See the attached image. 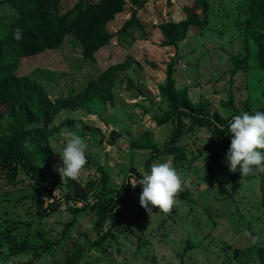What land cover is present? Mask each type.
Wrapping results in <instances>:
<instances>
[{"label":"rangeland","instance_id":"1","mask_svg":"<svg viewBox=\"0 0 264 264\" xmlns=\"http://www.w3.org/2000/svg\"><path fill=\"white\" fill-rule=\"evenodd\" d=\"M81 0H61L59 13L73 9ZM97 1V0H91ZM242 0H210L209 25L191 28L176 47H162L161 22L185 18L184 7L194 0L149 2L138 11L142 27L118 33L134 10L128 5L108 25L116 34L102 48L96 61L82 58V46L72 35L57 50H46L22 60L16 74L42 84L50 98L68 97L87 87L112 66L128 60V69L119 70L113 101H100L90 109H64L51 126V158L45 163L46 183L41 192L46 208L70 191L54 166L62 165L59 133L74 131L88 144L87 164L76 180L86 184L106 177L113 189L127 183L128 174L146 172L150 150L137 144L163 146L172 132V121L160 124L168 112L162 90L167 86L169 66L175 88L183 90L191 103H203L205 112L224 117L245 108L264 107V71L257 66L252 40L246 36V14ZM14 12L0 0V26L5 27ZM237 58L244 60L236 64ZM4 110V107H0ZM210 127H194L185 121L180 145L184 161L161 155L151 161L171 159L187 182L176 196L171 211L153 208L136 222L141 207L142 186L130 189L115 221L99 228L94 210L83 204L62 201L46 216L37 212L31 180L21 171L16 181L0 180V264H55L64 260L75 245H81L80 264H261L250 250L264 249V173L255 179H241L232 173ZM226 184H231L228 191ZM98 190V189H97ZM47 197L48 199H44ZM245 231L261 239L252 244ZM18 243L26 250L12 252Z\"/></svg>","mask_w":264,"mask_h":264},{"label":"trees","instance_id":"2","mask_svg":"<svg viewBox=\"0 0 264 264\" xmlns=\"http://www.w3.org/2000/svg\"><path fill=\"white\" fill-rule=\"evenodd\" d=\"M14 12L5 27L0 26V180L12 184L23 171L32 182L35 192L37 212L43 217L56 211L62 201L83 204L85 209L94 210L98 216L96 226L102 228L108 220L115 217L124 204L130 189L129 183L113 189L107 185L106 177L81 184L69 179L65 184L70 190L62 200H57L43 207L42 191L46 183L45 163L51 158V138L57 129L51 126L55 118L66 108L85 110L94 113L90 108L100 101H113V90L119 78V70L128 69V60L105 70L100 76L89 82L82 91L59 97L50 98L45 87L29 76L18 77L16 72L23 59L34 57L46 50H57L64 39L72 35L82 46V58L95 62L97 53L110 45L114 33L108 25L119 14L126 11L128 5L134 10L124 22L118 33H125L135 26L144 27L138 11L151 1L161 0H81L72 10L59 13L61 0H5ZM210 0H194V6L184 7L186 16L180 21H164L158 26L162 34V47H176L183 41L191 28L206 29L209 25L208 12ZM242 8L246 14V36L252 40L258 68L264 71V0H242ZM21 29L22 39L13 36L15 29ZM237 66L244 60L237 58ZM173 66H169L167 86L162 90L168 104V112L159 121L165 124L173 122L174 128L163 146L137 144L141 150H150L146 162V171H150L151 161L161 155L172 156L174 162L184 161L187 154L179 144L185 134V121L194 127H210L214 136H219V145L227 153L231 135L227 127L230 119L241 111H264V107L252 110L235 109V113L224 117L218 112H205L203 103L193 104L187 93L175 88L172 76ZM218 125H223L221 130ZM27 143V147H25ZM241 179H255L262 175L243 177L240 170L236 173ZM142 178L137 175V179ZM98 189V190H97ZM177 196H187L180 192ZM146 211L141 206L135 221H140ZM27 243H18L12 247L14 254L26 250ZM250 250L258 255L264 264V249L258 245ZM82 257L81 245H75L70 254L55 264H80ZM183 264V263H181Z\"/></svg>","mask_w":264,"mask_h":264},{"label":"clouds","instance_id":"3","mask_svg":"<svg viewBox=\"0 0 264 264\" xmlns=\"http://www.w3.org/2000/svg\"><path fill=\"white\" fill-rule=\"evenodd\" d=\"M13 36L16 40L22 39L21 29H15ZM218 127L223 130V125ZM227 127L231 135L230 147L225 156L229 170L235 173L239 166L244 178L264 173V111H241L232 116ZM58 135L61 148L59 151L52 149L59 154L62 165H55L54 170L59 173L62 183L69 179L77 180L87 164L88 144L71 130L62 129ZM27 146L25 143V147ZM141 177L137 179L129 173L127 183L133 188L142 186L139 202L150 216L153 208L164 213L171 211L176 196L187 186L182 173L171 159L153 162L150 171L144 172ZM225 188L230 191L232 185L226 184ZM244 235L250 238L253 245L261 239L249 231H245Z\"/></svg>","mask_w":264,"mask_h":264}]
</instances>
